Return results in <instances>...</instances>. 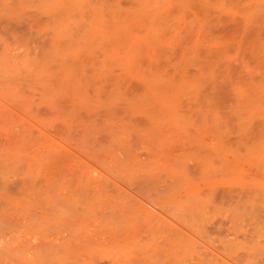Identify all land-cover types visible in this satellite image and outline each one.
I'll return each mask as SVG.
<instances>
[{"label":"rangeland","instance_id":"obj_1","mask_svg":"<svg viewBox=\"0 0 264 264\" xmlns=\"http://www.w3.org/2000/svg\"><path fill=\"white\" fill-rule=\"evenodd\" d=\"M238 263L264 264V0H0V264Z\"/></svg>","mask_w":264,"mask_h":264},{"label":"bare ground","instance_id":"obj_2","mask_svg":"<svg viewBox=\"0 0 264 264\" xmlns=\"http://www.w3.org/2000/svg\"><path fill=\"white\" fill-rule=\"evenodd\" d=\"M153 203H154V201H153ZM239 263H240V262H239ZM239 263H238V264H239Z\"/></svg>","mask_w":264,"mask_h":264}]
</instances>
